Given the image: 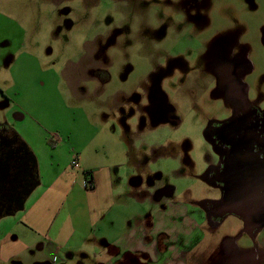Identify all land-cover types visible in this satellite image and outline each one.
Returning a JSON list of instances; mask_svg holds the SVG:
<instances>
[{
  "label": "rangeland",
  "instance_id": "1",
  "mask_svg": "<svg viewBox=\"0 0 264 264\" xmlns=\"http://www.w3.org/2000/svg\"><path fill=\"white\" fill-rule=\"evenodd\" d=\"M227 69L264 109V0H0V126L36 153L59 139L85 149L87 163L99 157L115 185L142 199L202 208L222 199L204 180L220 163L205 131L234 114L220 77ZM155 85L163 113L151 111ZM19 213L0 220L11 227ZM245 228L228 215L195 259L258 264ZM102 241L56 261L32 252L29 263L97 264Z\"/></svg>",
  "mask_w": 264,
  "mask_h": 264
},
{
  "label": "crops",
  "instance_id": "2",
  "mask_svg": "<svg viewBox=\"0 0 264 264\" xmlns=\"http://www.w3.org/2000/svg\"><path fill=\"white\" fill-rule=\"evenodd\" d=\"M38 151L39 185L13 219L18 222L9 227L0 220L1 263L30 264L32 252L39 263L49 254L54 261L68 259L83 254L89 243L95 246L97 239L104 242L94 254L97 264H201L195 248L218 229L204 208L155 193L142 199L129 186L115 185L111 167L99 166V157L87 163L85 149L64 140L43 143ZM87 179L93 181L92 189L86 187ZM255 240L254 260L264 264V237Z\"/></svg>",
  "mask_w": 264,
  "mask_h": 264
},
{
  "label": "flooded vegetation",
  "instance_id": "3",
  "mask_svg": "<svg viewBox=\"0 0 264 264\" xmlns=\"http://www.w3.org/2000/svg\"><path fill=\"white\" fill-rule=\"evenodd\" d=\"M220 73L221 79L224 76L222 81L227 93L224 91L233 104L234 114L223 123H211L205 131V136L209 137L206 139L220 157V163L209 168L204 176H207L206 182L209 185L220 187L223 192L220 201L203 207L208 219L216 227L228 215H235L231 210L240 201L243 203L244 192H249L254 197L255 206L259 205L264 209V109L248 101L237 73L230 69ZM150 99L151 111L163 113L162 94L158 85L151 91ZM236 178H240V187ZM38 183L39 171L34 153L8 124L1 125L0 207L3 213L15 208V195L23 194ZM237 191L242 195L240 201L237 199ZM247 224V230L252 234L257 233L252 238L257 239L264 229V219H252Z\"/></svg>",
  "mask_w": 264,
  "mask_h": 264
},
{
  "label": "water",
  "instance_id": "4",
  "mask_svg": "<svg viewBox=\"0 0 264 264\" xmlns=\"http://www.w3.org/2000/svg\"><path fill=\"white\" fill-rule=\"evenodd\" d=\"M208 139V135L206 136ZM7 177L8 175H6V179L5 182H7ZM237 179V178H236ZM240 180V178H238ZM237 179L236 183H239V187H240V182ZM205 181H208L207 176L204 177ZM10 183V182H9ZM12 186H14L13 183H10ZM39 185L36 184L35 186L31 187L30 189H28L27 191H25L23 194L18 193L17 195H15V200H16V204H15V208L14 209H9L7 210L5 213H3V209L0 207V219L2 217H6V216H12L20 211H23L25 208V203L27 201V199L31 196V194L33 193V191L36 189V187ZM242 195L240 194V191H237V199L240 201V197ZM255 200L254 197L249 193V192H244L243 194V203L240 201L232 210L231 213L237 215L238 217H240L242 220L245 221L246 224V230L248 227L247 222L249 223V221L253 220H259V219H264V209L262 207H260L259 205L255 206ZM247 232L249 233V235L251 237H255L257 235L256 234H252L251 231L248 229Z\"/></svg>",
  "mask_w": 264,
  "mask_h": 264
},
{
  "label": "built area",
  "instance_id": "5",
  "mask_svg": "<svg viewBox=\"0 0 264 264\" xmlns=\"http://www.w3.org/2000/svg\"><path fill=\"white\" fill-rule=\"evenodd\" d=\"M72 165H73L74 167H77V166H78V161H77L76 158L72 161ZM85 185H86V187H87L88 189H92V188H93V181H92L91 179H87Z\"/></svg>",
  "mask_w": 264,
  "mask_h": 264
},
{
  "label": "trees",
  "instance_id": "6",
  "mask_svg": "<svg viewBox=\"0 0 264 264\" xmlns=\"http://www.w3.org/2000/svg\"><path fill=\"white\" fill-rule=\"evenodd\" d=\"M91 172H88L87 174H90ZM259 230V229H258Z\"/></svg>",
  "mask_w": 264,
  "mask_h": 264
}]
</instances>
